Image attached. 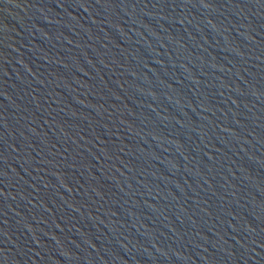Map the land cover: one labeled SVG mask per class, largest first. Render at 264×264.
<instances>
[{
  "label": "water",
  "instance_id": "water-1",
  "mask_svg": "<svg viewBox=\"0 0 264 264\" xmlns=\"http://www.w3.org/2000/svg\"><path fill=\"white\" fill-rule=\"evenodd\" d=\"M0 264H264V0H0Z\"/></svg>",
  "mask_w": 264,
  "mask_h": 264
}]
</instances>
